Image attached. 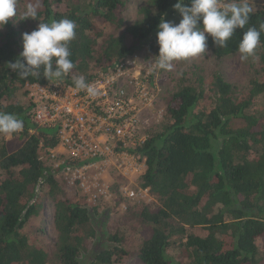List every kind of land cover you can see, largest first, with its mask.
<instances>
[{
	"label": "trees",
	"instance_id": "obj_1",
	"mask_svg": "<svg viewBox=\"0 0 264 264\" xmlns=\"http://www.w3.org/2000/svg\"><path fill=\"white\" fill-rule=\"evenodd\" d=\"M35 0H23L24 6ZM179 0H151L142 18L127 24L123 0H39L40 22L69 18L77 24L69 45L75 68L70 74L90 76L114 66L143 47L159 55L161 19L179 24L174 8ZM190 5V0H183ZM227 3L229 0H221ZM64 6L63 11L55 10ZM264 9L252 11L244 29H237L227 46L219 48L211 36L207 45L216 58L238 53L249 27L260 29ZM202 26V25H201ZM0 35V112L15 114L24 130L0 135V264H121L129 252L119 233L110 234L100 247L99 231L91 208L82 201L62 197L65 190L54 178L50 161L40 143L55 146L54 131L30 121V104L19 94L41 76L22 79L8 67L23 51L14 20ZM261 76L237 97L231 84L214 75L208 85L184 86L167 101L164 119L148 132L147 141L135 151L146 168L138 179L158 206H143L136 256L143 264H264V110L249 114L264 96V31L261 32ZM94 71V72H92ZM166 120V121H165ZM235 121L243 126L234 128ZM49 191L55 206L57 244L53 258L22 232L38 213V193ZM203 228L198 236L190 229ZM177 245L180 259L170 256Z\"/></svg>",
	"mask_w": 264,
	"mask_h": 264
},
{
	"label": "built area",
	"instance_id": "obj_2",
	"mask_svg": "<svg viewBox=\"0 0 264 264\" xmlns=\"http://www.w3.org/2000/svg\"><path fill=\"white\" fill-rule=\"evenodd\" d=\"M79 76L69 73L62 82L27 86L30 121L54 131L49 138L56 139L55 146L40 143L54 178L90 207L117 197L143 202L150 193L137 183L146 165L135 151L164 117L157 82L137 53L83 75L98 89L95 96L75 88Z\"/></svg>",
	"mask_w": 264,
	"mask_h": 264
},
{
	"label": "clouds",
	"instance_id": "obj_3",
	"mask_svg": "<svg viewBox=\"0 0 264 264\" xmlns=\"http://www.w3.org/2000/svg\"><path fill=\"white\" fill-rule=\"evenodd\" d=\"M39 0L27 4L24 17L37 20ZM182 16L179 24L161 19L157 31L159 55L155 57V68L171 71L174 62L188 61L207 52V37L224 48L237 29H244L253 9L247 0H190L186 5L179 0L174 5ZM17 16V0H0V28ZM202 25V26H201ZM77 24L69 19L40 22L36 30L23 34V51L15 63L8 67L19 72L22 79L42 75L48 81L62 82L75 68L69 45L76 38ZM260 29L249 27L238 46L242 60L254 57L261 43ZM77 90L91 96L98 89L81 75L73 80ZM24 130V121L15 114L0 112V135L5 137L19 134Z\"/></svg>",
	"mask_w": 264,
	"mask_h": 264
},
{
	"label": "rangeland",
	"instance_id": "obj_4",
	"mask_svg": "<svg viewBox=\"0 0 264 264\" xmlns=\"http://www.w3.org/2000/svg\"><path fill=\"white\" fill-rule=\"evenodd\" d=\"M123 1L125 4L124 18L127 24H134L139 21L142 18V9L148 7L151 2V0ZM247 2L254 12L264 9V0H247ZM64 8V6H56L55 10L63 11ZM25 10L26 7L24 6L23 0H17V16L13 20L15 21L22 46L23 34L26 32L30 33L37 28L36 22L24 17ZM3 32L4 29L2 27L0 28V35ZM261 52L262 49L258 47L255 56L249 57L247 60H242L239 53L223 58H216L211 49L207 47V52L197 58L183 62H174L171 71L156 69L155 57L158 55L149 53L144 47L134 53L140 56L143 66L151 73L152 78L157 82L160 90V105L165 111L167 101L177 90L184 86H196L199 80L205 81L208 85V82L214 75L222 76L226 82L233 86L236 96H241L248 91L250 83L261 76ZM19 99L22 103L28 104L27 90L19 94ZM262 110H264V96L257 100L256 106L249 111V114H254ZM243 125V121H235L233 123L234 128H239ZM6 140L10 141L11 136L6 137ZM119 179H122V177ZM137 184L140 185L139 182ZM63 190L65 189L63 188ZM48 191L47 188H43L39 191L38 199L40 206L38 207V213L27 222L22 232L33 244L43 248L50 257L53 258L55 246L57 244V232L54 223V201L49 197ZM62 197L70 199L71 201L83 202V200H78V198H72L66 190ZM154 203L155 207L159 205L158 201L149 194V197H146L144 201L140 203L126 201L117 197L103 207H96L98 209V214L93 215V220L100 235L96 244L100 247H105L108 236L113 233H119L125 239V248L129 251L127 255L124 256L121 264H143L136 256V251L140 244L139 233L142 229L138 218V212L143 206H154ZM123 206L127 208L125 209ZM190 232L198 236L207 235V231L203 228L190 229ZM169 254L177 259L182 257V253L177 245H173L169 249ZM91 255L92 253H88L84 256L83 264L90 263L92 259ZM49 264L53 263L50 262Z\"/></svg>",
	"mask_w": 264,
	"mask_h": 264
}]
</instances>
